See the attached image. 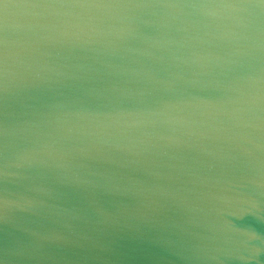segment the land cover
Instances as JSON below:
<instances>
[{
  "label": "water",
  "instance_id": "95a60500",
  "mask_svg": "<svg viewBox=\"0 0 264 264\" xmlns=\"http://www.w3.org/2000/svg\"><path fill=\"white\" fill-rule=\"evenodd\" d=\"M0 264H264V0H0Z\"/></svg>",
  "mask_w": 264,
  "mask_h": 264
}]
</instances>
